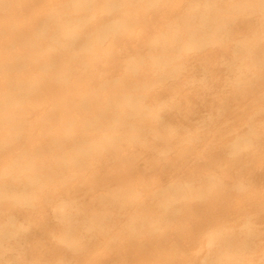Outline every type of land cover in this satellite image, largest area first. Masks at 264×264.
<instances>
[{"label":"rangeland","instance_id":"obj_1","mask_svg":"<svg viewBox=\"0 0 264 264\" xmlns=\"http://www.w3.org/2000/svg\"><path fill=\"white\" fill-rule=\"evenodd\" d=\"M0 96V264H264L260 4L0 0Z\"/></svg>","mask_w":264,"mask_h":264},{"label":"bare ground","instance_id":"obj_2","mask_svg":"<svg viewBox=\"0 0 264 264\" xmlns=\"http://www.w3.org/2000/svg\"><path fill=\"white\" fill-rule=\"evenodd\" d=\"M165 1V0H164ZM248 2H254L255 4H260L264 8V0H247ZM228 2V1H227ZM231 2V1H230ZM60 3V2H59ZM163 4V3H162ZM230 4V3H229ZM232 4V3H231ZM226 5V4H225ZM228 10H222L218 12V14L215 16L216 23L219 24L222 20L228 18V15L226 14ZM174 17V16H173ZM189 26V25H188ZM187 26V27H188ZM203 26V27H202ZM211 26V25H210ZM210 26H204L201 24L197 28H193L190 30V34L192 37H195V35H207L208 29L207 27ZM179 26H176L174 28L173 34L176 35L178 31ZM198 33V34H197ZM261 33V32H260ZM262 38V37H261ZM190 40H195L191 38ZM109 42V41H107ZM243 53H247L245 48L242 49ZM95 52V51H94ZM244 57H247L246 54H244ZM28 58V57H27ZM106 61L105 59H103ZM102 62V61H101ZM103 65V64H102ZM10 66V65H9ZM40 70V69H39ZM108 73V72H107ZM1 97V96H0ZM45 108V107H44ZM41 129V128H40ZM241 145V144H240ZM120 202V201H119ZM69 244V243H68ZM240 259L239 253L236 251H233L232 249L225 248L223 251L215 253L213 255H208L207 260L205 261V264H221L223 261L232 262V263H238Z\"/></svg>","mask_w":264,"mask_h":264}]
</instances>
